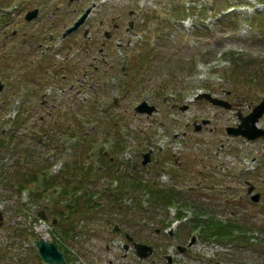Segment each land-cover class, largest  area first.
<instances>
[{"label": "rangeland", "instance_id": "374dc122", "mask_svg": "<svg viewBox=\"0 0 264 264\" xmlns=\"http://www.w3.org/2000/svg\"><path fill=\"white\" fill-rule=\"evenodd\" d=\"M92 4L85 25L49 48ZM261 4L0 0V264H42L38 234L59 240L69 264H264V138L225 132L264 98ZM201 91L230 109L194 100ZM142 100L156 110L135 113ZM131 183L188 199L166 207ZM64 188L76 191L61 196ZM197 211L244 234L204 240L192 229ZM39 218L46 228L36 231ZM124 233L153 253L124 251Z\"/></svg>", "mask_w": 264, "mask_h": 264}, {"label": "water", "instance_id": "95a60500", "mask_svg": "<svg viewBox=\"0 0 264 264\" xmlns=\"http://www.w3.org/2000/svg\"><path fill=\"white\" fill-rule=\"evenodd\" d=\"M36 16V10L30 11L25 15L26 20H31ZM105 36L108 37V33H105ZM3 85L0 82V92L2 91ZM201 97L208 100L211 104L221 106L224 109H230V105L220 99L212 98L208 94H203ZM135 111L139 114H147L150 115L154 111L153 106H149L145 101H142L138 106L135 107ZM264 115V98L261 101L253 106L251 111L246 116H240L239 120L240 123L236 128L227 127L226 132L233 136H242L245 137L247 140H255L257 138L264 137V128H258L256 123L258 122L259 118ZM207 121L203 120L201 122L202 125L206 124ZM200 125L195 126V130H199ZM151 151L149 150L147 153L143 154L142 165H145L149 162V154ZM253 191V187L249 186L247 189V193L250 194ZM250 200L252 202H258L259 194L255 193L250 196ZM2 220V215L0 213V222ZM125 237L131 241L130 236L124 233ZM195 241V238L192 237L190 242L187 244V247H190ZM35 246L37 249V254L45 264H67L63 254L58 249V243L54 238L45 239L42 236H37L35 241ZM132 247L136 256L140 259H145L152 254V248L145 244L140 243H132ZM128 246H124V250H127ZM176 249L179 252H183L185 250L184 247L177 246Z\"/></svg>", "mask_w": 264, "mask_h": 264}, {"label": "trees", "instance_id": "16d2710c", "mask_svg": "<svg viewBox=\"0 0 264 264\" xmlns=\"http://www.w3.org/2000/svg\"><path fill=\"white\" fill-rule=\"evenodd\" d=\"M259 2L264 3V0H258ZM192 6H195V4H189ZM189 5H187L186 7V15H192L195 13V8H191L189 11ZM231 5H227L226 7H223V11L227 12V10L230 8ZM217 8V7H216ZM202 15H204L205 13L201 12ZM254 19V17H253ZM132 187H141V188H145V192H147L148 195H152L153 197V201L155 202V198L154 195L156 196V200H160L166 207H168L172 202L174 201H183L188 199L183 198L181 195L178 198V192L174 189H171L172 192L168 193V191H164V190H153V188H151V186L149 184L143 183V185L138 186V183H131ZM20 189V190H19ZM18 189V191H23V187H20ZM68 191H76V188L70 189V188H64L62 195H67ZM77 199V198H76ZM197 209L196 210H200L201 205L197 204V202H195L193 204ZM67 208H69L71 210L72 213H77V208L74 206H68ZM202 209V208H201ZM61 214V213H60ZM203 214V211L200 212H196L195 218H193L191 220V224L192 229H196L198 230L200 237L204 240L206 239H217V240H221V239H229L232 235L234 231L237 232H241L242 234H244V229L241 228L240 226L234 224L233 222H229V223H222L221 221L218 220H214L211 219L209 217H207L206 220H204V216L202 217L201 215ZM62 215V214H61ZM177 216L181 218V212L178 211ZM63 233H65V230H63ZM67 235V233L65 234V236ZM248 237H245V239ZM249 239V238H248ZM59 244V248L60 250L63 252L64 257L66 259V262L69 263V259L67 256V252L66 249L63 247V245L61 244L60 241H58Z\"/></svg>", "mask_w": 264, "mask_h": 264}, {"label": "flooded vegetation", "instance_id": "af4514ba", "mask_svg": "<svg viewBox=\"0 0 264 264\" xmlns=\"http://www.w3.org/2000/svg\"><path fill=\"white\" fill-rule=\"evenodd\" d=\"M35 8L38 9V13H37L38 15H37V16H39V14H40V8H39V7H34L33 9H35ZM31 22H32V21H29V22H27V24H29V23H31ZM100 27H102V26H100ZM112 27H113V29H117V28H118V24H113ZM39 31H40L41 33H43V30H41V28H40ZM103 35H104V33H103ZM109 35H110V37H111V33H109ZM11 36L14 37V36H15V32H12V33H11ZM56 38H57V37H56ZM54 40H55V39H54ZM41 43H42L43 45H45L44 42H41ZM42 44L38 43V44H37V47H38V46H42ZM61 44H62V42L60 43V45H61ZM51 49H55V46L52 47ZM101 49H102L101 47L98 49L99 53H100ZM40 52H46V51L43 50V51H40ZM123 238L126 240L124 234H123ZM153 264H155V263H153Z\"/></svg>", "mask_w": 264, "mask_h": 264}, {"label": "bare ground", "instance_id": "6f19581e", "mask_svg": "<svg viewBox=\"0 0 264 264\" xmlns=\"http://www.w3.org/2000/svg\"><path fill=\"white\" fill-rule=\"evenodd\" d=\"M77 30H78V29H77ZM77 30H76V31H77Z\"/></svg>", "mask_w": 264, "mask_h": 264}]
</instances>
